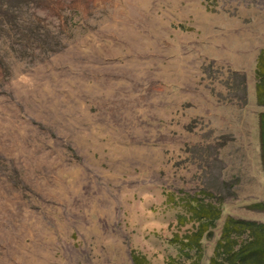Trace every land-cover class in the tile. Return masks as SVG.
Returning <instances> with one entry per match:
<instances>
[{"label":"rangeland","instance_id":"374dc122","mask_svg":"<svg viewBox=\"0 0 264 264\" xmlns=\"http://www.w3.org/2000/svg\"><path fill=\"white\" fill-rule=\"evenodd\" d=\"M51 2L0 0V264L182 262L172 240L197 225L178 226L187 198L221 209L199 264L226 219L264 224L250 208L264 202V0L128 1L83 22ZM189 9L236 19L243 63L194 52L209 38H193Z\"/></svg>","mask_w":264,"mask_h":264},{"label":"trees","instance_id":"16d2710c","mask_svg":"<svg viewBox=\"0 0 264 264\" xmlns=\"http://www.w3.org/2000/svg\"><path fill=\"white\" fill-rule=\"evenodd\" d=\"M88 30V27L85 26ZM254 98L258 107L264 108V49L260 51L254 69ZM223 98H219L222 100ZM155 122V121H154ZM259 153L264 163V111L257 114ZM167 201H173L171 195ZM183 215L177 217L178 226L197 223L196 227L181 240H172L178 245L182 262L170 259L168 264H199L200 240L207 235L219 219L220 206L216 203L202 202L195 198H187L182 204ZM254 211H264V202L253 204ZM195 252L194 256L189 251ZM138 262H137V261ZM140 259H133L134 264H140ZM143 264V263H142ZM208 264H264V224L253 221L226 219L220 231L219 240L215 246L214 255Z\"/></svg>","mask_w":264,"mask_h":264},{"label":"crops","instance_id":"0c3cea01","mask_svg":"<svg viewBox=\"0 0 264 264\" xmlns=\"http://www.w3.org/2000/svg\"><path fill=\"white\" fill-rule=\"evenodd\" d=\"M52 6H57L63 4L59 0H51ZM133 1L135 4H132L133 9L136 11L144 10V0H81L79 4L76 3H69L65 0V4L59 8V12L64 14L66 13L67 19L69 22L71 19H76L79 22L88 21V20H99L105 16H107V12L109 11H120L121 14L124 16L126 6H128L129 2ZM192 2L195 0H191ZM153 2V1H152ZM150 2V3H152ZM57 4V5H56ZM153 5V4H152ZM191 9V7H190ZM187 14L184 20L187 22H191L196 24L200 30H196L194 26H190L194 29V33L192 34L193 38L200 37L199 34L206 36L208 41H200L199 50H195L194 52H202L208 59L216 60L217 56L223 55V53L227 52L230 54V58L232 59L230 63H234L232 65L236 66L237 64L243 63V50L238 48L236 44V39L238 40V33L236 32V19L234 18H227L226 19H218L213 20L208 14H201L200 20L197 19L195 13ZM191 11H193L191 9ZM179 13V11H178ZM211 19H210V18ZM57 18V17H55ZM58 20V18L56 19ZM114 24V23H113ZM127 26V25H124ZM138 30V28H136ZM199 33V34H198ZM210 36V37H209ZM228 38V39H226ZM240 41V40H239ZM191 43L198 44V41H191ZM238 44L240 42L237 41ZM120 52L125 51L128 52V47L123 44H118ZM123 47V50L122 48ZM203 54V55H204ZM242 60V61H241ZM255 60V57H254ZM253 60V61H254ZM235 82L236 79L234 78ZM213 108L216 112H220L221 110L225 109V106H218L217 104H213ZM193 110V109H192ZM208 115L209 114H205ZM219 119L224 122L226 119L224 117L219 116ZM223 124V123H221Z\"/></svg>","mask_w":264,"mask_h":264}]
</instances>
